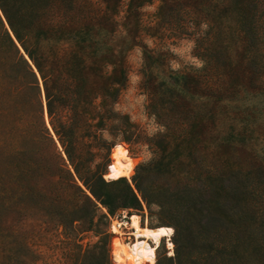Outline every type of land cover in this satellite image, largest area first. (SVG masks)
I'll return each instance as SVG.
<instances>
[{
    "label": "rangeland",
    "instance_id": "374dc122",
    "mask_svg": "<svg viewBox=\"0 0 264 264\" xmlns=\"http://www.w3.org/2000/svg\"><path fill=\"white\" fill-rule=\"evenodd\" d=\"M95 1L104 13L105 3ZM130 2L120 0L114 16L116 38L127 37L130 48L127 80L112 121L83 136L80 167L109 182L111 164L123 156L136 162L125 180L137 182L149 203L131 216L140 217L142 227L174 230L173 246L164 238L154 264L175 262L176 249L189 260L218 263V247L198 243L203 235L213 245L219 235L225 244L239 236L237 264H264V5L249 4L241 20L236 6L222 14L228 0H139L138 16L128 19ZM40 85L46 125L67 160L41 79ZM131 216L99 205L93 227L79 223L66 230L22 214L2 224L20 245L13 264H105V234L112 264H118L114 248L135 240Z\"/></svg>",
    "mask_w": 264,
    "mask_h": 264
},
{
    "label": "trees",
    "instance_id": "16d2710c",
    "mask_svg": "<svg viewBox=\"0 0 264 264\" xmlns=\"http://www.w3.org/2000/svg\"><path fill=\"white\" fill-rule=\"evenodd\" d=\"M100 1L106 5L104 13L95 0H0V245L6 251L0 264H13L19 245L16 234L2 224L8 215L39 218L69 230L79 223L93 227L99 205L131 216L149 203L137 182H106L101 173L86 174L80 167L77 152L86 146L83 136L112 121L119 88L127 80L124 55L130 48L127 37L116 38L114 19L120 0ZM249 4L259 9L264 0H228L222 14L236 6L244 20ZM140 6L139 0H131L128 19L138 16ZM39 77L52 130L67 160L46 125ZM104 237L105 264H112L107 249L111 236ZM233 237L225 244L219 235L213 245L203 235L198 243L218 247L216 264H237L241 238ZM226 256L233 260L223 262ZM175 257L172 264L206 262L181 257L179 249Z\"/></svg>",
    "mask_w": 264,
    "mask_h": 264
},
{
    "label": "bare ground",
    "instance_id": "6f19581e",
    "mask_svg": "<svg viewBox=\"0 0 264 264\" xmlns=\"http://www.w3.org/2000/svg\"><path fill=\"white\" fill-rule=\"evenodd\" d=\"M135 164L136 162L131 157H121L120 161L110 165L108 179L117 181L121 178L130 177L131 170ZM119 226L122 225L119 224ZM130 227L133 230L132 234L135 240L130 245L120 244L114 248L113 254L118 264H154L153 253L160 245V242L164 238H169L168 244L172 245L170 238L174 235V230L171 227H142L140 217L137 215L131 216ZM161 229L164 230V233H161ZM169 229L171 231H168ZM114 232L118 235L121 234L117 226L116 229L114 227ZM153 246L155 247L153 248Z\"/></svg>",
    "mask_w": 264,
    "mask_h": 264
},
{
    "label": "snow or ice",
    "instance_id": "6c2138e0",
    "mask_svg": "<svg viewBox=\"0 0 264 264\" xmlns=\"http://www.w3.org/2000/svg\"><path fill=\"white\" fill-rule=\"evenodd\" d=\"M137 226H140V225H137ZM168 231H171V229H169ZM161 233H164V230L163 229H161ZM169 247H172V245H169ZM169 254L171 255V253H169Z\"/></svg>",
    "mask_w": 264,
    "mask_h": 264
},
{
    "label": "built area",
    "instance_id": "2783aa9c",
    "mask_svg": "<svg viewBox=\"0 0 264 264\" xmlns=\"http://www.w3.org/2000/svg\"><path fill=\"white\" fill-rule=\"evenodd\" d=\"M122 225V224H121ZM121 227V226H120ZM166 239H169V238H166ZM171 239V238H170Z\"/></svg>",
    "mask_w": 264,
    "mask_h": 264
}]
</instances>
